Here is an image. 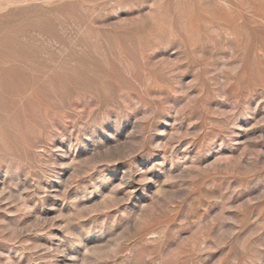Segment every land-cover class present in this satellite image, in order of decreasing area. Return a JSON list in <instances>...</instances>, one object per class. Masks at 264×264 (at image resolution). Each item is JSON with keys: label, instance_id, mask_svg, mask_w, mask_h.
I'll use <instances>...</instances> for the list:
<instances>
[{"label": "rangeland", "instance_id": "rangeland-1", "mask_svg": "<svg viewBox=\"0 0 264 264\" xmlns=\"http://www.w3.org/2000/svg\"><path fill=\"white\" fill-rule=\"evenodd\" d=\"M0 264H264V0H0Z\"/></svg>", "mask_w": 264, "mask_h": 264}]
</instances>
